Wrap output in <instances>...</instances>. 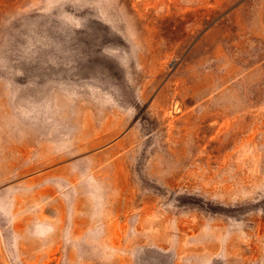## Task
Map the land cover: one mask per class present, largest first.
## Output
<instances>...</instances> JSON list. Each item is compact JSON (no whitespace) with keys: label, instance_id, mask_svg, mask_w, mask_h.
<instances>
[{"label":"rangeland","instance_id":"rangeland-1","mask_svg":"<svg viewBox=\"0 0 264 264\" xmlns=\"http://www.w3.org/2000/svg\"><path fill=\"white\" fill-rule=\"evenodd\" d=\"M0 264H264V0H0Z\"/></svg>","mask_w":264,"mask_h":264}]
</instances>
